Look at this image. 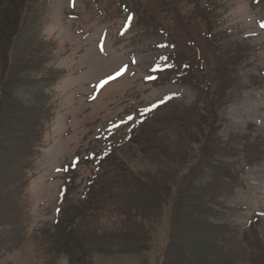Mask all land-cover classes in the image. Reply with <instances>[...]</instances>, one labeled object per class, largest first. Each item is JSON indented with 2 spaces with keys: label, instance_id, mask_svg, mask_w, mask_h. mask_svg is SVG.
Here are the masks:
<instances>
[{
  "label": "trees",
  "instance_id": "1",
  "mask_svg": "<svg viewBox=\"0 0 264 264\" xmlns=\"http://www.w3.org/2000/svg\"><path fill=\"white\" fill-rule=\"evenodd\" d=\"M34 1L0 0V221L9 216L3 204L17 212L18 220L0 225V256L26 241L32 221L31 172L51 118L46 109L17 99L10 87L6 90L12 83L35 82L28 77L46 64L32 53L43 31L41 8L33 7ZM204 15L207 55L200 47L195 51L201 58L212 53L215 66L204 68L205 59L187 64L188 52L180 50L168 68L178 82L196 90L195 102H165L133 115L128 130L98 149L91 161L79 158L64 169L56 228L66 236L61 231L57 242L50 236L36 238L46 248L41 264H58L52 251L59 244L69 254V264H97L95 253L142 255L151 250L166 209L170 220L161 264H264V221L256 218L243 231L220 221L229 209L222 199L242 182V172L231 160L242 156L248 165H256L263 159V147L249 132L221 135L226 119L220 110L232 101L230 90L240 82L241 47L223 37L213 45L216 34L225 32L217 25L220 17ZM199 66L201 77L195 73ZM86 163L91 164L86 165L89 173L81 178ZM141 264L151 263L143 259Z\"/></svg>",
  "mask_w": 264,
  "mask_h": 264
},
{
  "label": "rangeland",
  "instance_id": "2",
  "mask_svg": "<svg viewBox=\"0 0 264 264\" xmlns=\"http://www.w3.org/2000/svg\"><path fill=\"white\" fill-rule=\"evenodd\" d=\"M34 2L33 7L41 8L38 15L43 31L32 53L46 64L28 77L35 82L12 83L6 90L10 87L17 99L46 109L51 118L31 172L32 221L26 241L19 249L0 256V264H41L46 248L36 238L50 236L57 242L63 234L66 236L56 228L65 168L79 158L91 161L98 149L103 150L110 140L128 130L133 115L139 116L165 102H195L196 90L178 82L168 68L180 50L188 52H183L187 64L205 59L204 68L215 66L212 53L201 58L195 51L197 46L207 55L203 13L220 17L217 25L225 32L216 34L213 45L217 46L223 37L229 44L241 47L240 82L230 90L232 101L220 110L226 119L221 135L227 138L232 132H249L258 137L263 147V159L256 165H248L242 156L227 159L237 163L242 182L233 195L222 199L229 209L220 221L242 231L248 230L256 218L264 221V0ZM199 68L195 73L201 77L203 71ZM2 71L3 68L0 77L4 75ZM53 79L52 85L43 87ZM123 157L130 161L129 153ZM143 164L146 166L145 160ZM86 165L91 164L86 163L79 172L81 178L89 173ZM3 177L0 168V178ZM1 208L7 209L9 216L0 225L17 223L15 210L4 204ZM169 220L166 209L154 232L151 250L142 255L95 253L92 260L97 264H141L148 259L151 264H161ZM6 234L15 236V232ZM54 247L57 251L55 248L52 253L58 264H69L70 256L62 244Z\"/></svg>",
  "mask_w": 264,
  "mask_h": 264
}]
</instances>
